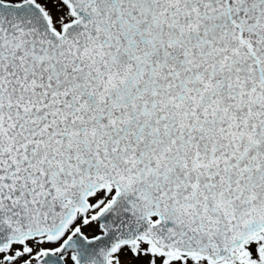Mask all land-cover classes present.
<instances>
[{
    "label": "snow or ice",
    "instance_id": "snow-or-ice-1",
    "mask_svg": "<svg viewBox=\"0 0 264 264\" xmlns=\"http://www.w3.org/2000/svg\"><path fill=\"white\" fill-rule=\"evenodd\" d=\"M0 264H264V0H0Z\"/></svg>",
    "mask_w": 264,
    "mask_h": 264
}]
</instances>
